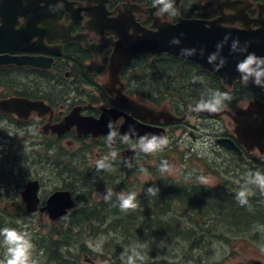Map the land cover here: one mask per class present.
I'll return each instance as SVG.
<instances>
[{
  "label": "flooded vegetation",
  "instance_id": "af4514ba",
  "mask_svg": "<svg viewBox=\"0 0 264 264\" xmlns=\"http://www.w3.org/2000/svg\"><path fill=\"white\" fill-rule=\"evenodd\" d=\"M226 1L173 0L175 15H171L160 11L162 5L153 6V0H0V58L9 60L30 58L45 64L50 62L48 68L18 66L15 63L0 64V104L6 100L23 99L42 102L51 109L46 115L32 111L28 119L20 118L15 112L0 110V186L2 185L6 192L14 186L11 184L9 188L7 184L14 180L17 151H25L31 157H37L35 161L38 162L40 159L39 163L46 159L54 168L52 172L57 177L60 176L59 172H56L57 168H61L62 176L74 171L69 168L72 163L77 168L73 184L64 183L61 189L51 190V193H46L48 191L40 179L29 180L40 182V208L46 206L49 198L56 192H69L77 204L76 208L79 204L91 206L109 204L116 207L120 200L117 197L118 191L112 192L108 201H99V204L92 200L93 191L101 189V186H104L103 188L114 186L122 192L127 190L126 186L129 184L130 192H137L135 193L137 202L148 201L150 207L151 204L154 205V200H151V194L146 192L147 189L149 187L159 189L156 193L159 195L160 186L166 188L164 194L168 195L165 198L169 204L167 208L173 211L175 203H171L173 200L171 195L174 193L172 188L179 181L182 186L189 185L190 188L199 189L202 194L198 197L200 200L211 198L209 202L203 201L207 205L202 210L207 214L202 215V219L218 220L224 217L225 212L218 210L223 205L225 197L237 196L235 192L239 190L233 187L234 184L231 186L228 183L230 181L222 183L217 181L214 186H210L200 182L173 180L166 174L169 171H160L161 162L165 160L162 153L183 155L181 149L182 144L186 143L187 135L196 140L201 138L204 140L203 143H207L206 141L212 137L219 150L233 153L237 162L248 161L254 173L259 171L264 174V149L254 146L248 150L236 133L238 127L236 113L247 110L254 102L264 105V84L256 85L251 80L245 83L231 72L220 76L208 68L172 54L152 55L141 52L132 62L122 66L120 82L115 89L121 88L128 98L155 112L144 110L134 115L125 105L112 97L106 88L110 82L109 65L122 37L137 42L144 29L157 31L155 19L172 25L195 20L207 27L214 25L244 30L248 29L249 25L252 30L260 28L256 20L264 21V0H249L252 3L248 5L249 7L245 4L228 5L225 4ZM241 14L244 21L240 20ZM130 43L133 47L134 44ZM214 65V62L206 63L208 67ZM145 66H153L156 71L149 76L144 75ZM194 77L198 78L196 82H193ZM145 90L162 93L163 98L159 94L151 99L143 97ZM215 90L229 93L232 99L224 101V107L216 113L195 111L194 108L201 98L210 99L211 93ZM178 93L181 96H178ZM107 110H117L123 115L116 119L112 129L109 128V124L104 125L98 131L100 132L98 135H94L97 131L88 135L79 134L80 129L77 125L63 134L53 131L55 126L66 123V119L71 115L77 116L80 120L97 121ZM221 112L225 113L220 114ZM225 118L229 119V124ZM224 125L229 126L225 127L223 134L217 135L218 127L221 130ZM123 127L126 133H129L130 128L135 129V133H129L127 142L121 139L124 135H120ZM110 131L116 133L111 145L107 139ZM161 131L164 132L163 136L168 139L169 144L162 151L144 153L140 137L146 134L159 136L162 134ZM148 139H151V136H148ZM221 139L233 141L238 150L220 146L218 141ZM190 149L194 153V148ZM112 151L117 153L116 158H112ZM215 151L216 148L213 153L218 156L219 153ZM105 156L108 157L104 160L106 168L98 171L97 161ZM78 159L81 162H78ZM64 160H69V164ZM183 161L187 163L185 159ZM205 166L217 171L221 168L217 157L211 163L206 160ZM64 167L68 171L64 170ZM118 167L121 169L116 170ZM173 167L174 165H170V168ZM133 175L138 180L131 182L129 176ZM140 176L147 178L140 179ZM102 177V181L107 179L106 184L97 187ZM66 179L71 180V177ZM26 180L23 190L28 178ZM118 181L120 182L117 183ZM79 183H82V187ZM249 185H246V188L256 193ZM128 190L125 191V198L129 194ZM207 193L212 196H208ZM263 197L254 196L247 199L254 200L253 202L259 200L255 204L264 206ZM22 202L25 205L23 199ZM76 208L66 216L68 221ZM165 208L164 206L162 209ZM151 209L154 210V207ZM209 212L216 213L208 215ZM159 214L162 213L158 210L155 215ZM28 215H43L52 221L48 212L38 211ZM76 215L84 219L90 217ZM120 215L124 217L126 213L123 211ZM120 215L97 216L106 220L104 225L106 226L108 221L121 218ZM63 218L55 222H60ZM76 229L75 234L85 239L93 237L97 232L94 228ZM82 242L87 246L84 240ZM86 255L87 253L83 254L82 259ZM154 264L171 263L160 261ZM245 264L259 263L248 260Z\"/></svg>",
  "mask_w": 264,
  "mask_h": 264
},
{
  "label": "rangeland",
  "instance_id": "374dc122",
  "mask_svg": "<svg viewBox=\"0 0 264 264\" xmlns=\"http://www.w3.org/2000/svg\"><path fill=\"white\" fill-rule=\"evenodd\" d=\"M224 120L229 124L228 118ZM227 126L229 125H224L221 130L218 127L216 134H223ZM203 141L201 138H197L196 140L194 137L187 135L186 143L182 144L183 149H181V153L183 155L168 154L167 152L162 153V157L165 158L162 161H167L169 165H174L166 174L180 181L200 182L210 186H214L217 181L221 183L230 181L228 183L231 186L234 184L233 187L239 191L242 188H246L247 184L245 185L244 182L241 183L240 180L247 182L249 172L254 173L251 166H249V162H237L233 153L219 150V147L216 146L212 137L208 141L205 140L207 143H203ZM214 147L217 149L215 152L219 153L218 156H215V153H213ZM190 148H194V153ZM216 157L218 158V163L221 164V168L218 171L217 169L210 170L205 166V162L207 160L208 163H211ZM36 159L37 157H31L25 151H17L14 180L7 184L9 188L11 184H14V186L11 187L9 192H6L2 188V185L0 186V215L6 219V225L17 231L27 232L31 235V238L34 235L47 234L53 226L60 228L62 225L67 224L68 218H63L60 222H52L43 215L26 217L23 214L24 211H22V207L26 210L21 199V191L25 184H22V181L26 182L27 180L25 179L27 178L28 181L32 178L40 179L45 184V190L48 191L46 193H51V190L61 189L64 183L73 184L72 181L76 180L73 176L77 169L74 167L75 164L72 163V166L69 165V168L74 171L71 174V180H67L66 177L68 176L61 175V168H57L56 170L60 174L57 177L52 172L54 168L47 163L46 159L41 163H39L40 159L38 162L35 161ZM183 159L186 160V164L183 163ZM64 161L69 164V160ZM78 162L81 161L78 159ZM76 165L79 166L78 163ZM54 166L56 167L57 165L54 164ZM185 168L186 170H184ZM120 169L118 167L116 170ZM240 170H244V172ZM201 173L202 175H200ZM66 174L69 175V172ZM129 177L131 182L138 180L134 175ZM144 178L146 179L147 177ZM144 178L140 176V179ZM100 179L101 182L97 187L106 184L105 180L102 181L103 177ZM79 186L82 187V183H79ZM103 187L101 186V189L93 191L92 200L97 204H99V201H103L104 197L109 196V189L111 190V194L114 191H118L117 197L119 198L121 194L125 196V191L128 189V192L131 193V186L129 184L126 186L127 190H123L122 192L114 186L111 188ZM254 189L256 193L250 191L247 198L264 196V193L258 186ZM45 190L43 189V194H45ZM262 201H264V197ZM201 202L203 203L202 200ZM248 203L251 204L252 202L248 200ZM173 205V211H169L166 207L162 212L163 207H159V211L162 214L155 218L137 217L134 229L128 230L132 234H138L132 238V244L128 243L129 240L126 237H120L121 234L124 236L128 234L126 230L121 228L118 235L111 231L115 227V220H110L106 226H101V230L104 232L101 236L88 237L87 239L84 237H76L74 243L77 244L80 240H84L87 243V255L83 257L82 262L87 264H127L128 257L133 256L135 264H154L160 261H167L171 264H245L248 260L264 264V252L261 251V247H264V225L254 226L253 223L249 227L250 232H236L232 231L229 226L219 224L224 219L216 221L209 218L202 219V215H196L193 219H195L194 221L197 224L192 226L186 218V212H183L184 210L190 209V207L186 205L183 207L180 204V207L175 204ZM226 208L232 207L227 206ZM235 208H238V206ZM197 212L199 211L197 210ZM126 219H128L127 216L121 217V220H124L121 223L123 227H125L127 222ZM157 219L163 222L165 226L169 225L167 229L157 224L152 226L154 230L146 226L145 223L153 224L151 222H154L155 224ZM177 219H180L181 222H177ZM176 227L181 231L180 233L175 231ZM160 230H165L164 235L157 233ZM187 230L192 232L193 239L191 241L184 238L183 233ZM170 231H174V233ZM76 244H74L75 249L72 252L77 250L79 245ZM36 250L37 247L34 245L32 259L36 256ZM5 252L6 247L3 243V237L0 236V260L4 259ZM135 256H142L143 259H137Z\"/></svg>",
  "mask_w": 264,
  "mask_h": 264
},
{
  "label": "water",
  "instance_id": "95a60500",
  "mask_svg": "<svg viewBox=\"0 0 264 264\" xmlns=\"http://www.w3.org/2000/svg\"><path fill=\"white\" fill-rule=\"evenodd\" d=\"M225 4L234 6L245 4L247 5L246 7L252 5L249 0H227ZM240 20L244 21L242 14L240 15ZM256 21L260 25L259 29L252 30L250 26L247 25L248 29L240 30L221 28L214 25L207 27L204 23L195 20L182 21L178 25H172L155 19L157 31H148L144 29L142 35L138 37L139 39L137 42L122 37L121 43L118 45L109 65L110 82L106 91L112 97L116 98L120 104L125 105L134 115H138L139 111L143 112L144 110H149L152 113L155 112L128 98L121 88L115 89L116 85L120 82V70L122 66L132 62L137 54L141 52L152 55L161 53L172 54L175 57H181L187 61L199 64L204 68H208L217 75L221 76L225 75L227 72H231L235 74V77L238 76V79H242L241 73L237 71V64L250 53L255 54L257 57H264V21ZM226 36H228L229 39L227 42H224ZM174 38L179 40L178 44L171 43ZM233 40H238L239 47L246 48V51L233 52L231 50ZM130 42L134 44L133 47ZM218 44H222L223 46L220 50V55L214 63L215 65L219 64L220 57H223L225 60L224 66L220 68L219 71L216 70L215 65L212 67L206 66V63L209 62V56L213 53H217ZM182 50L195 51L193 54L188 55L182 53ZM8 63H15L18 66L50 67V62L45 64L30 58H16L10 60L0 58V64ZM0 110L4 112H15L23 119H28L32 111H38L40 115H46L51 111L50 107L42 102H31L23 99L3 101L0 104ZM223 113L225 112H221L220 114ZM121 115L123 114L117 110H107L104 112L101 119L97 121H91L89 119L80 120L77 116L71 115L66 119V123L55 126L53 131L58 134H63L74 125H77L80 129L79 134L88 135L93 133V131H97L94 135H98L100 133L98 131H100L104 125H108L109 122H111V127L114 126L116 119ZM236 121H238L236 133L240 138V142L243 143L248 150L254 146L264 149V105L259 102L251 103L247 110H240L236 113ZM81 127L86 128L84 129ZM125 133L123 127L120 135ZM218 144L229 150H238L231 140L221 139L218 141ZM39 192L40 182L37 180L28 181L25 185V189L21 192L26 210L30 214H34L38 211L48 212L50 219L56 221L66 217L69 212L73 211L77 206L69 192H56L49 198L47 205L40 208L41 200L39 198Z\"/></svg>",
  "mask_w": 264,
  "mask_h": 264
},
{
  "label": "trees",
  "instance_id": "16d2710c",
  "mask_svg": "<svg viewBox=\"0 0 264 264\" xmlns=\"http://www.w3.org/2000/svg\"><path fill=\"white\" fill-rule=\"evenodd\" d=\"M155 68L153 66H145L144 67V75L149 76V74H153L155 72ZM152 80H154V78H151ZM151 88V87H149ZM157 94L160 95V97L163 98L162 93H154V90L151 92H144L143 97H146L148 99L154 98L157 96ZM178 96H181L180 93H178ZM153 101V100H152ZM65 164V163H62ZM68 164V163H66ZM64 170H67L66 167H64ZM73 172L69 173L72 174ZM65 176L71 177V175H67L65 174ZM26 180V179H25ZM105 180H107L105 178ZM24 184L25 181H22ZM245 183L246 182L244 180H241V183ZM97 185V183H96ZM248 185V184H247ZM157 187V185H156ZM161 189V193L159 194H155V195H150L151 196V200H154V205L151 204V207H154V210L151 209V207L148 204V201H140L137 202V195H136V202L138 203V207L136 209H129L127 211H124L126 213V216L128 217V219H126V224L125 227H123V225L121 224L124 220H121V218L119 219H115L114 224L115 227H113V229L111 230L113 233H116L117 235L120 233L121 228L126 230L128 234H126V236H124L123 234L120 235V237H126L129 244H132V238L134 237V235H138V234H132L129 231L134 229V225L137 222V217H143V218H149V217H157L159 215H155L158 210L159 207H168V201H166L167 199H165L166 197H168L167 194H164V191L166 190V188L164 189V187L160 186ZM173 191V195H171L173 197V200L171 201V203H175V205H177L178 207L181 206H187L190 207V209L184 210L183 212H186L187 215V219L189 220V223L194 226L195 224H197L193 219L196 215H205L207 213H204V211L202 210L205 205L207 204H203L201 202V200L198 198L200 195H202L199 191V189L197 188H190L189 185L188 186H182L181 183H179V181H177L174 185ZM249 187L251 189H254L257 187V185H252L250 184ZM147 192V191H146ZM137 193V192H135ZM208 194V193H207ZM211 194H208V196H210ZM212 196V195H211ZM210 196V197H211ZM159 198V199H158ZM211 198L207 197L205 198V200L202 199V201H210ZM254 200L250 201L252 202L247 203L246 205H241L238 200L236 199V197L233 198H228L225 197V201L223 203L222 206H220L219 210L224 211V218H219L218 220L224 219L223 222L219 223L220 225H226L231 227L232 231L234 230H239L240 232H250L249 231V227L252 226V224H256L255 226H260V225H264V206L261 204H255V202H259V200H255V202H253ZM239 203V204H237ZM180 204V205H179ZM230 206L232 208H226L227 206ZM23 206V204H22ZM238 206L239 210H234V207ZM255 208H254V207ZM197 210L199 212H197ZM22 211H24V215L27 217L29 216L27 211L24 209V207H22ZM164 210L162 209V212ZM123 211H121L119 204L116 207H112L109 204H102V205H95V206H91V205H81L79 204V206L76 208V210L73 213V216L71 217V219L67 222V224L62 225L60 228L57 227H52L51 231H49L47 234L41 235H34L33 238H31V242L33 245H36L37 250H36V256L33 257L34 260L36 261V264H84L82 262V255L87 253V246L84 244V242H82V240L78 241L77 244L79 245V247L77 248V250L75 252H72L73 249H75V245L76 243H74V239L76 237H79L78 234H75L77 232L76 228H94L97 230V232L94 233L93 237H97L102 235L104 232L100 231L101 226L105 225L106 220L104 218H99L97 215L99 214H107V215H120V213H122ZM128 212V213H127ZM160 212V213H162ZM216 212H209L208 215H215ZM222 213V212H221ZM76 214H82V216H87L90 215V217L84 219V218H79L77 217ZM122 215H120L119 217H121ZM162 216V215H161ZM216 220V221H218ZM181 222L180 219H177V222ZM251 221V222H250ZM109 222V221H108ZM107 222V223H108ZM193 222V223H191ZM150 223V222H149ZM153 224H146L147 227H150L152 230L153 229V225H159L160 227H164L167 229V227L169 226H165V224L161 221H159V219H157V221L155 222H151ZM57 224V223H55ZM66 225V226H65ZM12 228L9 227L8 225H6V219L4 217H2L0 215V229L3 228ZM175 227V226H174ZM188 229V228H187ZM248 229V231H246ZM89 230V229H88ZM87 230V231H88ZM129 230V231H128ZM165 230H160L157 233L159 235H164ZM175 231H177L178 233H180L181 231L178 230V228H175ZM173 232L174 231H170ZM172 235V234H171ZM184 238L187 239L188 241H191L193 239L192 236V232H190V230H187L186 232L183 233ZM31 236V235H29ZM258 237V235H257ZM76 244V245H77ZM74 247V248H73ZM41 255V256H40ZM1 259V258H0ZM142 264V263H141Z\"/></svg>",
  "mask_w": 264,
  "mask_h": 264
},
{
  "label": "clouds",
  "instance_id": "9594fccd",
  "mask_svg": "<svg viewBox=\"0 0 264 264\" xmlns=\"http://www.w3.org/2000/svg\"><path fill=\"white\" fill-rule=\"evenodd\" d=\"M162 5L160 11L167 12L171 15H175V9L173 7V0H153V6ZM229 39L228 36L224 38V42H227ZM173 44H178V39H173L171 41ZM222 44L217 45V53H213L209 56V63H213L217 60V57L220 55V50L222 49ZM231 50L233 52H244L246 48L239 47V41L233 40L231 45ZM195 50H182V53L191 55ZM225 60L223 57H220L219 64L215 65L217 71L220 70L224 66ZM237 71L241 73L242 80L247 83L251 80L256 85L264 84V57H257L255 54H248L242 61L237 64ZM198 78H193V82H196ZM232 97L227 92H221L219 90H215L211 93V98L208 100H201L196 104L194 110L197 112L207 111L210 113H216L222 110L224 107V101L231 100ZM109 128L111 129V122H109ZM134 132V128H130L129 133ZM129 133L124 134L121 139L123 142H127L129 138ZM116 136L115 132L110 131L108 136L109 145L113 138ZM148 136H151V139H148ZM140 143L142 145V151L144 153H155L158 150L162 151L168 144L169 141L164 136H156L154 134L145 135L140 137ZM159 141V143H157ZM112 158H116L117 153L115 151L111 152ZM108 157L105 156L103 159L98 160L96 167L99 171L100 169L106 168L104 164V160ZM131 167V165H128ZM144 171V169H141ZM160 171L166 172L170 171V165L167 161H162L160 165ZM248 180L246 183L257 185L262 192H264V174L259 171L255 173L249 172ZM159 189L149 187L147 192L151 195H155ZM250 194V190L247 188H242L236 196L238 202L243 206L248 203L247 196ZM111 190L109 189V196L104 197L105 201L110 199ZM119 207L121 211H127L129 209H136L138 207V203L136 202V194L129 193L127 197L123 194L120 196ZM0 236L3 237V243L6 247L5 257L3 260H0V264H36V261L32 259V252L34 245L31 242V237L27 232H20L14 228H3L0 229ZM261 251L264 252V247H261ZM137 259H143L142 256H135ZM127 264H135L133 256L128 257Z\"/></svg>",
  "mask_w": 264,
  "mask_h": 264
},
{
  "label": "bare ground",
  "instance_id": "6f19581e",
  "mask_svg": "<svg viewBox=\"0 0 264 264\" xmlns=\"http://www.w3.org/2000/svg\"><path fill=\"white\" fill-rule=\"evenodd\" d=\"M162 132V134H159V136H163L164 135V132L163 131H161ZM174 180V179H173Z\"/></svg>",
  "mask_w": 264,
  "mask_h": 264
}]
</instances>
